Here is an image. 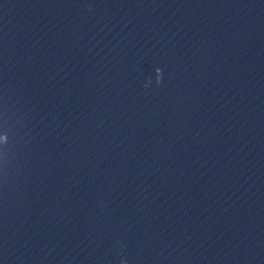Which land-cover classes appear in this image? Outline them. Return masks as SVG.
Listing matches in <instances>:
<instances>
[{
	"label": "water",
	"instance_id": "water-1",
	"mask_svg": "<svg viewBox=\"0 0 264 264\" xmlns=\"http://www.w3.org/2000/svg\"><path fill=\"white\" fill-rule=\"evenodd\" d=\"M0 264H264V0H0Z\"/></svg>",
	"mask_w": 264,
	"mask_h": 264
}]
</instances>
